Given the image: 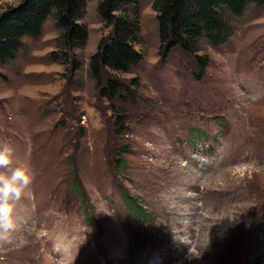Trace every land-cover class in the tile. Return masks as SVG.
Listing matches in <instances>:
<instances>
[{"label":"rangeland","instance_id":"rangeland-1","mask_svg":"<svg viewBox=\"0 0 264 264\" xmlns=\"http://www.w3.org/2000/svg\"><path fill=\"white\" fill-rule=\"evenodd\" d=\"M85 1L83 48L51 16L0 68V144L32 175L0 264H264V5L230 16L225 43L200 40L201 74L181 49L163 58L158 0H134L143 60L99 85L90 59L113 27ZM110 79L124 98L102 94Z\"/></svg>","mask_w":264,"mask_h":264},{"label":"trees","instance_id":"trees-1","mask_svg":"<svg viewBox=\"0 0 264 264\" xmlns=\"http://www.w3.org/2000/svg\"><path fill=\"white\" fill-rule=\"evenodd\" d=\"M134 0H100L99 15L104 23L112 26L111 34L103 38L99 50L90 59L92 77L101 85L102 75L109 69L128 73L143 60V54L135 45L142 43L138 9L126 12ZM263 6L264 0H158L154 4L157 12L159 37L163 58L176 48L194 56L200 73L204 74L207 59L197 53L199 42L206 37L213 45L225 43L232 35L230 16H239L248 5ZM86 10L85 0H21L0 13V68L13 62L25 48L26 38H36L42 33L46 20L54 16L56 26L63 33L67 51L74 52L85 46L88 29L79 21ZM57 53L53 52V56ZM71 61L75 71L81 62L63 54ZM55 61V60H54ZM198 77H200L198 75ZM0 78L6 80L0 72ZM101 88V87H100ZM105 97H125L128 87L112 79L102 88ZM124 120V119H123ZM117 122V131L122 134ZM119 126V127H118ZM126 203L137 215L145 214L137 200L126 197Z\"/></svg>","mask_w":264,"mask_h":264},{"label":"clouds","instance_id":"clouds-1","mask_svg":"<svg viewBox=\"0 0 264 264\" xmlns=\"http://www.w3.org/2000/svg\"><path fill=\"white\" fill-rule=\"evenodd\" d=\"M15 159V149L7 142L0 144V241L10 240L17 227L16 204L30 194L32 175L26 167L11 168Z\"/></svg>","mask_w":264,"mask_h":264}]
</instances>
